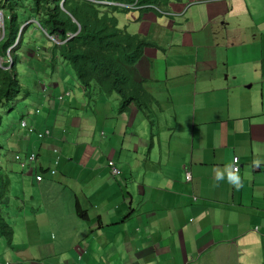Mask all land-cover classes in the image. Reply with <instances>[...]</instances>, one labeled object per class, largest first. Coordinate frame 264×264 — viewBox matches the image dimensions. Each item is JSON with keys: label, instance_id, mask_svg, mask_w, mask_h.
Returning <instances> with one entry per match:
<instances>
[{"label": "crops", "instance_id": "obj_1", "mask_svg": "<svg viewBox=\"0 0 264 264\" xmlns=\"http://www.w3.org/2000/svg\"><path fill=\"white\" fill-rule=\"evenodd\" d=\"M117 18L155 44L129 68L155 100L153 125L134 105L119 113V97L50 78L58 68L43 54L45 89L35 82L40 98L24 96L20 120L50 135L27 137L20 121L4 133L13 241L0 237V264H264V0ZM31 153L34 163L14 159Z\"/></svg>", "mask_w": 264, "mask_h": 264}, {"label": "trees", "instance_id": "obj_2", "mask_svg": "<svg viewBox=\"0 0 264 264\" xmlns=\"http://www.w3.org/2000/svg\"><path fill=\"white\" fill-rule=\"evenodd\" d=\"M183 1L0 0V12L4 19L0 58L5 60L0 66V111L6 106L12 111L11 107H15L20 95L29 93L28 86L21 83L18 74V66L25 58L22 57L24 48L33 47L35 53L41 56L45 53L38 48L36 41L25 43V33L30 28L47 39L49 47L42 49L49 50L53 65L58 58L64 66L74 71L88 99L94 92L107 98L116 94L120 98L119 113L127 112L134 105L153 125L149 113L155 100L146 92L143 83L133 79L129 68L137 64L145 48L154 47L155 44L119 29L117 14L126 12L128 8L162 11L173 2ZM27 22L30 23L25 25ZM34 62L39 64L38 58ZM19 121L24 119L19 118ZM4 127L0 115V134ZM10 187V177L0 166V237L12 248L13 229L7 224L1 205L8 197ZM77 215L85 218L80 207L77 208Z\"/></svg>", "mask_w": 264, "mask_h": 264}, {"label": "rangeland", "instance_id": "obj_3", "mask_svg": "<svg viewBox=\"0 0 264 264\" xmlns=\"http://www.w3.org/2000/svg\"><path fill=\"white\" fill-rule=\"evenodd\" d=\"M33 22V21H30ZM27 22L25 25H27ZM2 24H3V20H2ZM3 36V27L0 28V39ZM30 37H33V39H30ZM3 39V38H2ZM48 39H51V41H53L52 37H48ZM36 41V45L38 46V48H41V51L45 52V53H49L48 51H45L46 49H42L47 48L49 46L47 39L43 38L42 36H38L37 32L35 33L32 32V30L29 28L27 29L26 33H25V43H29L30 41ZM40 51V50H39ZM40 51V52H41ZM43 53V54H45ZM52 53V52H51ZM25 54V55H23ZM35 54H37V56H35ZM43 54L42 56L40 54H38L37 52L35 53V49L33 47H25L23 52H22V57H25L22 61V64L20 66H18V74H19V79L21 81V83L25 86H28L29 88V92H30V96L28 97L30 100H36L38 98H40V96L38 95V91L35 92V82L38 81V78H42L43 75L45 74V72H48L44 69L39 68V65L37 62H34L35 58H38V62H40V64L44 63V58H43ZM9 61H11V57L8 56ZM51 62L48 63V61L46 63H44L46 66L49 64V66H54V69H57L55 71H53V74L51 75L50 78L55 79L58 75H61L64 83H66V85H73L75 87L79 86V83L76 79V76L74 74V71L66 66H64V63H62L58 58L56 59V62L53 65V60L52 58ZM5 62V60H2L0 58V66H2V64ZM61 69H67L68 70V75L65 74L64 72L59 73L57 72L58 70ZM32 70H36V71H32ZM57 72V73H56ZM59 73V74H58ZM71 74V75H70ZM70 79H74V81H71ZM69 80V81H68ZM67 81V82H66ZM46 83H49L48 80ZM44 84L42 80L38 81V85ZM70 87V86H69ZM79 88H76V90H78ZM73 90V88H72ZM54 95H56V90L51 91ZM40 95H43L41 91H39ZM104 96V95H103ZM113 96L118 97V95L114 94ZM24 100V95H20L19 99L15 102V107H11L12 111H10L11 109H9L10 107L6 106L4 107L1 111H0V115H2V119H3V124H5V127L2 129L1 134H0V142L2 143V141H4L5 143H3L4 145V150H0V154L2 156V159H10V155L8 151V134L6 136V134H4L5 132L8 131V129L10 128L11 130V126H14V123L16 125V123L19 121L20 116L22 115V103ZM10 111V112H9ZM7 124V125H6ZM13 149H11L12 151ZM1 163V162H0ZM1 166V165H0Z\"/></svg>", "mask_w": 264, "mask_h": 264}, {"label": "built area", "instance_id": "obj_4", "mask_svg": "<svg viewBox=\"0 0 264 264\" xmlns=\"http://www.w3.org/2000/svg\"><path fill=\"white\" fill-rule=\"evenodd\" d=\"M67 94H69V93H67ZM60 99L62 100L63 97H60ZM36 113L38 114L39 112L37 111ZM20 129L25 132L27 137L36 136L39 140H43L45 137L50 135L49 132L38 131L34 126H30L26 121L20 122ZM25 159H27V162L31 164V163H34L36 161L37 156L35 153H31ZM25 159H23L20 155L15 156V160L18 162H22V160H25ZM57 159H59V158H57ZM239 165H240L239 158L235 157L234 161H233V169H232L233 173L239 172V169H240ZM108 168H109V171H110V174L112 177L115 178V177H118L120 175V171L116 167L114 162L110 161L108 163ZM186 181L187 182L191 181V174L190 173L186 174ZM40 182H41V179L37 178V184H39Z\"/></svg>", "mask_w": 264, "mask_h": 264}, {"label": "clouds", "instance_id": "obj_5", "mask_svg": "<svg viewBox=\"0 0 264 264\" xmlns=\"http://www.w3.org/2000/svg\"><path fill=\"white\" fill-rule=\"evenodd\" d=\"M3 16V15H2ZM3 32H4V19H3ZM3 36H4V34H3ZM3 38V37H2ZM49 40H51V39H49ZM53 42H55L56 44H59L58 42H56L54 39H53ZM43 89H45V85L43 84L42 85V90ZM61 97H63V96H61ZM37 112V111H36ZM39 112V111H38ZM37 114V113H36ZM39 114V113H38ZM24 121H26V120H24ZM27 122V121H26ZM28 123V122H27ZM29 124V123H28ZM30 126H32V125H30ZM19 128H20V123H19ZM23 131V130H22ZM24 132V131H23ZM25 133V132H24ZM58 155V154H57ZM16 156V155H15ZM21 156V155H20ZM22 157V156H21ZM26 157H28V156H26ZM26 157H22L23 159H25ZM57 158H59V156H57ZM14 159H15V157H14ZM60 159V158H59ZM16 161V160H15ZM16 162H18V161H16ZM22 162H25V163H28L27 162V159H25V160H22ZM20 163V162H19ZM24 164V163H23ZM30 164V163H29ZM238 173V172H237Z\"/></svg>", "mask_w": 264, "mask_h": 264}, {"label": "bare ground", "instance_id": "obj_6", "mask_svg": "<svg viewBox=\"0 0 264 264\" xmlns=\"http://www.w3.org/2000/svg\"><path fill=\"white\" fill-rule=\"evenodd\" d=\"M2 20V16L0 15V28L3 27Z\"/></svg>", "mask_w": 264, "mask_h": 264}, {"label": "water", "instance_id": "obj_7", "mask_svg": "<svg viewBox=\"0 0 264 264\" xmlns=\"http://www.w3.org/2000/svg\"><path fill=\"white\" fill-rule=\"evenodd\" d=\"M0 15L2 16V13L0 12ZM2 19H3V16H2ZM3 34H4V32H3ZM3 37V36H2Z\"/></svg>", "mask_w": 264, "mask_h": 264}]
</instances>
